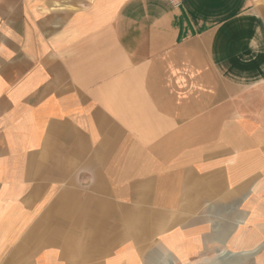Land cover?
Listing matches in <instances>:
<instances>
[{
    "label": "crops",
    "instance_id": "1",
    "mask_svg": "<svg viewBox=\"0 0 264 264\" xmlns=\"http://www.w3.org/2000/svg\"><path fill=\"white\" fill-rule=\"evenodd\" d=\"M264 0H0V264H264Z\"/></svg>",
    "mask_w": 264,
    "mask_h": 264
},
{
    "label": "built area",
    "instance_id": "2",
    "mask_svg": "<svg viewBox=\"0 0 264 264\" xmlns=\"http://www.w3.org/2000/svg\"><path fill=\"white\" fill-rule=\"evenodd\" d=\"M173 6H181L186 0H167Z\"/></svg>",
    "mask_w": 264,
    "mask_h": 264
},
{
    "label": "rangeland",
    "instance_id": "3",
    "mask_svg": "<svg viewBox=\"0 0 264 264\" xmlns=\"http://www.w3.org/2000/svg\"><path fill=\"white\" fill-rule=\"evenodd\" d=\"M263 100H264V97H263ZM263 107H264V103H263ZM264 111V110H263Z\"/></svg>",
    "mask_w": 264,
    "mask_h": 264
}]
</instances>
